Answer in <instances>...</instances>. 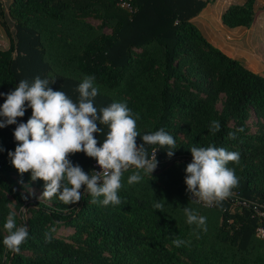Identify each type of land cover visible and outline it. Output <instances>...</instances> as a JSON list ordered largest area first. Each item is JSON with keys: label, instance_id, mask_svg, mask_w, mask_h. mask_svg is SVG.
I'll return each mask as SVG.
<instances>
[{"label": "trees", "instance_id": "trees-1", "mask_svg": "<svg viewBox=\"0 0 264 264\" xmlns=\"http://www.w3.org/2000/svg\"><path fill=\"white\" fill-rule=\"evenodd\" d=\"M119 2L128 3L132 12ZM205 5L201 0H13L5 10L0 2V24L9 39L8 50L0 51L1 93L14 90L21 80L31 84L55 70L53 61L70 60L78 74L94 76V84L102 89L93 102L98 113L113 102L127 104L140 134L137 147L143 135L161 128L176 141L171 157L167 146L143 145L148 157L157 151L161 171L150 175L139 170L142 179L132 184L128 178L138 170L125 171L119 204L104 205L103 196L94 202L83 187L78 203H65L58 195L53 196V206L28 203L2 178L18 171L8 153L18 144L15 128L31 117L26 109L16 124L0 128V197L8 194L24 207L22 225H27L29 236L18 252L0 238V264H264V240L256 238L262 223L251 209L231 202L235 194L245 201L264 202V76L213 47L191 23ZM89 11L100 12L102 27L111 26L114 33H90L74 52L76 42L70 37L84 28L77 19ZM7 19L14 22L13 34ZM222 22L229 28L250 26L252 2L228 8ZM220 94L225 99L218 112ZM252 114L258 127L254 133L247 125ZM212 121L221 126L215 134L210 131ZM97 123L102 131L94 136L100 146L109 128ZM229 132L235 139L228 138ZM209 145L239 153L238 182L230 189L234 192L212 208L194 203L191 192L185 201L180 196L168 200L164 195L172 181L162 174L177 162L187 164L186 158L191 162L192 147ZM68 159L86 173L96 160L84 152ZM23 174L32 179L30 172ZM35 184L44 187L42 180ZM185 207L205 217V224H189ZM5 222L0 214V227L8 234ZM62 227L73 233L56 235ZM177 238L185 241L180 247L173 243Z\"/></svg>", "mask_w": 264, "mask_h": 264}, {"label": "clouds", "instance_id": "clouds-1", "mask_svg": "<svg viewBox=\"0 0 264 264\" xmlns=\"http://www.w3.org/2000/svg\"><path fill=\"white\" fill-rule=\"evenodd\" d=\"M94 81V76L85 75L77 89L78 102H73L64 92L49 87L47 79L36 77L31 84L21 80L14 90L0 93L6 96L0 106V117L4 118L0 120V128L16 124L17 118L25 115L27 102V107L32 110L31 117L15 128L14 137L18 144L14 152L8 153L18 172H30L33 181H44L43 195L49 198L58 195L65 203H78L83 187L94 202L103 196L102 204H119L117 193L125 171L133 167L138 170L128 178V183L132 184L142 179L139 170L151 175L157 167L155 152L150 159L143 145L167 146L170 149L167 155L171 157L176 141L161 128L143 135V144L137 147L136 138L140 134L131 110L124 102H113L98 113L93 103L98 94ZM97 122L109 128L100 146L94 136L102 131ZM220 127L219 121H212L210 131L215 134ZM228 138L235 139V133L229 132ZM189 151L193 159L185 169L187 190L207 204L219 203L238 182L234 169L228 168L227 164L238 163L239 153L214 145L194 146ZM78 152L96 159L102 171L86 173L79 164L74 165L68 157ZM184 212L189 224H205L206 218L198 216L194 210L185 207ZM15 217V212H9L6 217L4 229L8 234L3 244L18 252L29 232L26 224L17 227ZM173 243L180 247L185 241L177 238Z\"/></svg>", "mask_w": 264, "mask_h": 264}, {"label": "rangeland", "instance_id": "rangeland-1", "mask_svg": "<svg viewBox=\"0 0 264 264\" xmlns=\"http://www.w3.org/2000/svg\"><path fill=\"white\" fill-rule=\"evenodd\" d=\"M98 14H100V12L98 11H89L86 15L80 17V19H77L79 22H81V24L84 25V28H77L76 33L72 37H70L71 42H76V45L74 46L75 49L73 50L74 52L79 48H82L85 42L89 39L90 33H92V35L98 33H102L104 35H111L114 33L111 26L109 27L105 25L104 27H102V21L97 17ZM7 21V24L9 26V32H12L11 34H13L14 22L10 19H7ZM190 21L192 23V19ZM7 37L2 40L0 39V51L8 50L9 39ZM69 61H67L66 64H57L53 61L52 67L55 70H50L49 72L42 74L40 78L47 79L49 81V87H53L55 89L54 91H62L70 99H72L73 102H78L79 92L77 89L79 84L82 82L84 76L78 74L77 69L74 67V63H68ZM69 83H74L75 85H68ZM94 85L98 88V92L102 90L99 85ZM97 97L98 94L93 99V102L96 101L95 99ZM123 98L124 101L127 102L128 98ZM5 99V95H0V103H4ZM224 99L225 96L223 94H220L218 96V99L215 104V108L218 112H220L222 109V102L224 101ZM25 108L31 110L30 107H27V102L25 103ZM247 125L249 128V132L254 133L258 131V127L256 125V117L254 116V114H252L251 117L248 119ZM177 137L179 138L180 142L184 140V136L181 133H179ZM173 159L177 160L178 158ZM185 162H187V164L190 163L189 161ZM177 164L178 165L171 166L162 174L164 176L166 175V177L170 178L172 181V183H170L171 185L169 184L166 186V193L164 196H166L168 200L173 201L179 200L177 196H180L185 201L189 197V191L187 190V185L185 184V169L187 164L179 162H177ZM227 167L234 169L235 173H238L240 170L236 162H229L227 164ZM2 178L6 179L10 187L21 193L28 200V203L39 202L48 206L54 205L53 196L49 198L43 195L44 187L38 186L37 184H35V181L26 178L24 174H21L18 171H11L8 175H3ZM177 179H180V181L177 182ZM233 192L234 191L230 190V194ZM9 212L16 213L15 219L17 227L22 226V215L26 214V210L22 206H17L14 200L8 194H5L3 198L0 197V214H2L6 219ZM262 225L264 224H260L258 228L263 227ZM72 233L73 229L65 227L59 228L55 231V234L59 236H68ZM6 235L7 234L5 233V231L0 227V238L3 240ZM256 238L261 241L264 240V236H262V234L258 232L256 233Z\"/></svg>", "mask_w": 264, "mask_h": 264}, {"label": "crops", "instance_id": "crops-1", "mask_svg": "<svg viewBox=\"0 0 264 264\" xmlns=\"http://www.w3.org/2000/svg\"><path fill=\"white\" fill-rule=\"evenodd\" d=\"M13 0H0L6 10ZM202 11L192 18L193 25L213 47L235 59L249 71L264 76V0H203ZM252 2L253 22L248 27L229 28L222 16L232 6ZM6 23L7 20H6ZM7 37L0 24V39ZM8 38V37H7Z\"/></svg>", "mask_w": 264, "mask_h": 264}, {"label": "built area", "instance_id": "built-area-1", "mask_svg": "<svg viewBox=\"0 0 264 264\" xmlns=\"http://www.w3.org/2000/svg\"><path fill=\"white\" fill-rule=\"evenodd\" d=\"M119 6L128 10L129 12H132L131 6L126 2H119ZM154 152H155V156H156V160H157L158 154H157V151H155V150H153L150 153L149 158L151 159L153 157ZM185 160L187 161L188 159H185ZM92 171H96V172L102 171V169L100 168V166L98 165L96 160L94 162H92V164H91V172ZM160 171H161V164L157 163V167L152 173H159ZM191 199L193 200L194 203L200 205L201 207H205V208H212L214 205V202H215L214 201L211 204H207L206 202L200 200L198 197H195L192 193H191ZM231 202L235 206H240V207H245V208L251 209L253 216L256 217L258 220H260V222L262 224H264V202L259 203V202L245 201V200L241 199L238 194H235V195H233V197H231ZM257 232L262 234V236H264V226L261 228H258Z\"/></svg>", "mask_w": 264, "mask_h": 264}]
</instances>
